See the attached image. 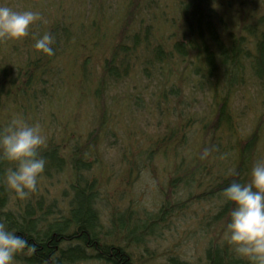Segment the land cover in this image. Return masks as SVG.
Returning a JSON list of instances; mask_svg holds the SVG:
<instances>
[{"label":"trees","instance_id":"16d2710c","mask_svg":"<svg viewBox=\"0 0 264 264\" xmlns=\"http://www.w3.org/2000/svg\"><path fill=\"white\" fill-rule=\"evenodd\" d=\"M0 5L41 14L28 37L0 41V127L20 115L39 124L46 137L45 169L27 199H15L6 188L3 173L11 165L0 162V222L35 246V252H19L14 260L133 264L128 246L146 249L167 217L188 221L203 241L195 260L170 253L166 264H247L223 238L233 205L222 190L234 181L248 182L254 164L264 161L258 147L264 99L263 113L244 136L226 111L232 97L243 98L251 87L264 97V0H0ZM45 32L54 36L53 56L33 47ZM73 88L79 90L75 104L88 103L92 111L68 108ZM121 100L132 106L130 114H137L149 138L129 160L124 154L118 158L127 167L108 172L99 165L105 162L102 145L119 147L132 136L121 131L124 112L114 110ZM150 125L159 132L148 136ZM191 126L197 131L188 151L180 136ZM116 132L119 142L110 139ZM210 146L209 157L200 159ZM167 158L173 176L157 185V209H134L130 199L118 213L110 188L126 183L131 190L141 170L158 179Z\"/></svg>","mask_w":264,"mask_h":264},{"label":"clouds","instance_id":"9594fccd","mask_svg":"<svg viewBox=\"0 0 264 264\" xmlns=\"http://www.w3.org/2000/svg\"><path fill=\"white\" fill-rule=\"evenodd\" d=\"M40 20L39 11L0 5V41L28 37L30 26ZM53 44L54 36L45 32L33 47L53 56ZM45 143L40 125L27 123L20 115L0 127V162L11 165L3 173V183L15 199H27L38 190L46 164L41 155ZM213 147H205L200 159L208 158ZM222 197L233 205L223 229L225 242L247 264H264V161L254 164L248 182H232L222 190ZM23 251L33 253L35 246L0 222V264H14L16 254Z\"/></svg>","mask_w":264,"mask_h":264},{"label":"rangeland","instance_id":"374dc122","mask_svg":"<svg viewBox=\"0 0 264 264\" xmlns=\"http://www.w3.org/2000/svg\"><path fill=\"white\" fill-rule=\"evenodd\" d=\"M144 12V11H143ZM137 82L133 79L131 84H136ZM85 89L89 90V85H84ZM79 90L70 89V93L68 97H71V102L68 103V108L74 109L79 108L78 113H83L84 111H88L90 109L92 111L91 106H87L86 103L80 108L78 105H76L75 101L76 98L79 96L78 94ZM242 95L243 98H239L237 96L232 97L230 102V111H226L228 114H232L233 118L235 116L238 126L242 129L243 136L248 134L252 127L255 125L256 120L259 118V115L263 113V108L261 101L264 99L262 95L259 96V94H256L255 91H253V88L251 87L249 90H246L245 93ZM66 96V95H64ZM258 100H257V99ZM74 99V100H73ZM256 99V100H255ZM65 98L61 100V102H64ZM127 101H120L117 105H114L115 111H123L124 118L122 120L123 124L121 126V131L130 132L132 136L129 137L126 144H121L119 147H111V146H103L101 147V150L99 154L102 156L103 160L105 162H99V165L102 164L103 168L106 169L108 172L117 171L120 168L127 167V160H129L130 152H132L134 149L140 146H143L145 143H147V140L149 137L144 135L143 130L140 129L138 120H137V114H130V110L132 109V106L128 104ZM264 103V102H263ZM58 111H60V108H57ZM133 112V111H131ZM172 111H168L167 114H171ZM87 112H84L86 114ZM206 112L204 113V115ZM234 114V115H233ZM130 117V118H129ZM154 120H158L159 114L157 112H154L153 114ZM172 120L174 118H171ZM163 121V119H160ZM143 121H146L144 119ZM234 123V122H233ZM106 126V124H105ZM104 126V127H105ZM90 127V126H89ZM107 128H104L107 130ZM145 133L148 135L155 132H159L155 126L153 127L150 125V128H145ZM191 132L186 131L185 134H183V131L181 132L180 141L181 143L185 145L186 149L189 151L192 148L191 143V136L193 138L195 137L194 131H197L192 126L190 127ZM118 131V130H114ZM148 135V136H149ZM160 135V134H157ZM116 136V137H115ZM114 137H110V139L116 140L119 142L120 136L119 133L116 132V135ZM156 136V135H155ZM233 139H231L232 141ZM229 143V141H228ZM106 144V143H105ZM259 149H262L264 151V129L262 130V138L259 142ZM124 148V149H123ZM123 149V150H122ZM126 156V161L123 165L118 161V158H120L122 155ZM131 154V155H132ZM100 160H102L100 158ZM108 161V162H107ZM220 159L218 160V162ZM212 162V160H211ZM164 168L163 169L168 171V173H164L163 170H158V179L152 176V174L149 172V170H141L138 174V177L135 175L132 180V186L131 190H126L125 184H120V187L114 186L113 189L110 188V197H113L116 204L113 206L116 211H119L118 213H122L121 211L126 208V204H128L129 200L131 199V203L134 209L138 208H144V210L148 212H154L158 205L161 202V194L159 192V189L157 187L158 183L161 185H164L167 182V179L169 180L170 176H173L172 172V163L171 159L167 158V160L164 162ZM160 167V166H159ZM163 172V173H162ZM114 179L109 181V184L112 185L114 183ZM186 194L185 189H180L179 191V197L180 199H184ZM204 210L207 209V205L203 204L201 205ZM196 207H200L199 205H196ZM196 212H199L200 210L198 208H195ZM101 212L103 213V210L101 209ZM105 212V211H104ZM115 214V213H114ZM147 217H150L147 215ZM187 218V215H185ZM187 225H184L183 223H179L176 221L168 220L166 217V220L160 224L157 225L155 229V234L158 233L156 238H151L145 242V248L141 246H134L132 244L131 246H128V249H126L127 253H130L132 255V261L133 264H166V256L170 253H178L182 258L189 259V260H195L200 255L201 251V245L199 244L200 241H203L201 238L200 233L198 232L196 234H193L194 228L192 227V224H190L188 221H184ZM106 225L107 223L104 222ZM104 225V226H105ZM153 228L151 226V230L149 232H153ZM154 236V235H153ZM193 237V238H186ZM195 237V238H194ZM141 242L143 241V237L140 238ZM178 243V244H177ZM131 257V256H130ZM14 264H18L14 260ZM77 264H100L99 262H79Z\"/></svg>","mask_w":264,"mask_h":264}]
</instances>
